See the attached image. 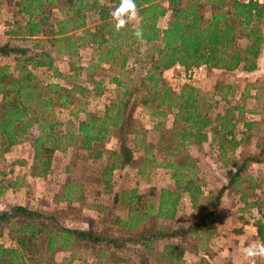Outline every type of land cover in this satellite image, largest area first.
<instances>
[{
    "label": "trees",
    "instance_id": "obj_1",
    "mask_svg": "<svg viewBox=\"0 0 264 264\" xmlns=\"http://www.w3.org/2000/svg\"><path fill=\"white\" fill-rule=\"evenodd\" d=\"M118 4L119 0H0V8L12 7L11 23L3 33L7 40L0 44V58L12 60L11 66L0 64V156L22 143L35 127L38 133L30 138V177H44L55 153L75 149L101 160L102 183L109 189L111 173L133 162L127 137L136 138L141 131L132 122L129 106L138 104L158 120L157 129L167 114L172 121L153 148L145 146L136 174L144 177L143 167L149 164L164 169L171 183L157 191L150 187L147 196L129 191L126 216L109 217L107 225L96 229L68 228L54 215L21 206L1 211L0 226L7 227L12 245L0 244V264H72L86 253L92 264H184V254L196 253L198 248L206 258L208 251L202 244L211 236L209 223L224 194L236 197L243 209L256 210L255 238L264 242V141L256 143V153L234 156L238 147L250 142L256 123L241 121L240 104H231L227 98L229 86L225 93L215 87L210 95L190 85L173 91L162 76L175 67L183 74L197 67L252 72L256 60L264 59L263 9L226 0H136L139 18L135 23L143 29L142 43L133 35V23L115 31L110 12ZM80 48L92 49L93 55L84 83L76 80L80 68L70 65L63 75L52 57H73ZM142 59L148 66L138 75L137 85L122 88L117 99L100 111L85 110V100L99 91L93 76L102 65L120 72L129 61L138 66ZM35 69L65 81H39ZM112 81L122 86L115 78ZM220 101L228 108L211 118L210 110ZM55 105L69 108L75 120L78 113L83 118L74 128L59 132L60 124L51 114ZM111 136L117 139L116 150L104 149ZM208 140L224 167V177L218 189L203 195L196 161L185 148L200 147ZM2 189L0 181V194ZM71 194V187L63 189L61 197L68 202ZM183 194L197 209L196 217L176 229L158 224L157 220L175 217ZM57 253L69 256L56 262ZM204 257L198 258V264H207Z\"/></svg>",
    "mask_w": 264,
    "mask_h": 264
},
{
    "label": "rangeland",
    "instance_id": "obj_2",
    "mask_svg": "<svg viewBox=\"0 0 264 264\" xmlns=\"http://www.w3.org/2000/svg\"><path fill=\"white\" fill-rule=\"evenodd\" d=\"M11 11V6L2 5L0 8V44L7 40L3 33L7 31V25L11 23ZM260 27L264 33V22ZM26 45L31 46L30 43ZM52 57L57 71L66 75L71 69L70 65H74L81 70L76 80H80L82 83L85 82L86 69L93 60L92 49L80 48L73 57L54 54H52ZM141 62L142 64L138 66H131V61H129V65L120 72L114 68L109 70L105 65H102L93 76L95 81L100 84L99 91L91 94L85 100V110L89 112L100 111L109 101L117 99L122 88L125 86L132 88L137 85L138 75L143 74L148 66L144 59ZM0 64L11 66V57L0 58ZM34 74L39 81H60L61 83L65 81L52 78L51 73L44 69H35ZM259 75L260 80L255 79L250 81V84L249 82L246 83L247 86L245 87L250 88L245 96L243 91L241 92L243 85L238 88L232 82L233 77H235L233 74L229 76L201 69L194 76H191L190 73L183 74L177 68L172 72L163 73L162 76L173 91H178L182 85H190L198 89L202 95L212 94L215 87L225 93L226 87L230 85L233 89L230 92L228 90L227 98H229L231 104H239V100L243 104H249L250 108L247 109H251L250 111L254 112L252 114L259 115V118L252 129L253 139L240 148L241 154L236 153L234 155L241 157L244 153H256L258 150L256 143L264 141V80L262 74ZM113 78L122 86L117 87L115 82L112 81ZM246 98L253 101L260 100V110L254 111L255 107L253 105L255 102ZM215 105H213L216 108L215 111L210 110V117L225 107L223 101ZM129 108H132V122L135 128L141 132L136 138L133 135L127 137L126 144L131 150L133 162L122 170H115L111 173L109 189L102 183L101 160H93L89 153L75 149H68L63 154L55 153L51 168L44 177H30L28 175V168L32 159L30 138L38 133L34 127L22 143L11 147L8 152L0 156V181L3 185L0 194V212L13 206H21L54 215L62 225L68 228L96 229L107 225L110 220L109 217L123 218L126 216L125 203L129 191L135 190L137 194L147 196L150 187L157 191L168 186L171 181L164 169L149 167V164H146L143 167L144 177L138 176L136 169L142 165L138 164L145 155V148H153L161 135L168 133L172 115L167 114L161 121L163 126L157 129L156 123L158 120L150 118L146 110L140 105L130 104ZM51 114L60 124V127H57L56 130L62 133L67 129L74 128L76 121L83 118V114L78 113L75 120V117L69 115V108L65 109L59 105L54 106ZM117 148L118 142L113 136L109 137L104 143V149L106 150H116ZM185 152L196 161L197 184L200 186L203 195L218 189L223 184L224 167L217 159L213 146L207 142L200 147L189 145L185 148ZM151 153L156 155V151L153 149H151ZM146 157L148 158L149 155L146 154ZM157 158L160 159L161 157ZM70 187L72 190L71 198L68 202H65L61 197L62 191ZM256 193L260 194V191ZM114 195L120 197L117 202L114 201ZM254 210V208L243 209L236 197L232 194H224L217 213L211 219L212 223H209V228L212 229L211 236L207 243L202 244L208 251L206 258L201 249L198 248L196 253L184 254V264H198V258L202 256L207 264H248V261L242 256V250L253 242H259L255 238L256 229L254 227V220L259 216ZM196 215L197 209L191 208L186 195L183 194L175 217L172 220H157V223L169 229H176L188 225ZM241 229L244 231L245 236L243 234L236 235ZM6 231V226H0V244L8 247L12 245V240L8 238ZM189 245H193V243H189ZM158 247L159 244H155L154 248L158 249ZM68 256L67 253H57L54 259L56 262H61ZM260 263L261 261L258 260L257 264ZM72 264H92V258L86 253L84 256L80 255V258Z\"/></svg>",
    "mask_w": 264,
    "mask_h": 264
},
{
    "label": "clouds",
    "instance_id": "obj_3",
    "mask_svg": "<svg viewBox=\"0 0 264 264\" xmlns=\"http://www.w3.org/2000/svg\"><path fill=\"white\" fill-rule=\"evenodd\" d=\"M110 16L114 21L115 31L119 32L129 23H133V35L142 43H145L143 41V29L140 24L135 23L139 18L136 0H119L118 6L110 12ZM144 50L141 49V51ZM242 256L248 261V264H257L258 260L264 262V242H253L247 245L242 250Z\"/></svg>",
    "mask_w": 264,
    "mask_h": 264
},
{
    "label": "crops",
    "instance_id": "obj_4",
    "mask_svg": "<svg viewBox=\"0 0 264 264\" xmlns=\"http://www.w3.org/2000/svg\"><path fill=\"white\" fill-rule=\"evenodd\" d=\"M164 20V22H162ZM161 22L162 23H160V26L163 28L164 26H165V23H166V17H164L162 20H161ZM4 28H5V26H4ZM255 65H256V68H255V70H253L252 72H245V71H242L240 68H237V69H235V70H233L232 72H224V71H220V70H213V72L214 73H221V74H223V75H229V76H232V74L235 76V77H233V83L234 84H236L237 85V87L239 88L240 87V85H243V87H241V92L243 91V95L245 96L246 95V92L248 91V89L250 88V87H245V86H247V82H249V84H250V81H252V80H255V79H258V80H260V73L262 74V79L264 80V59L262 58V57H259L257 60H256V62H255ZM175 69H177L176 67L174 68V69H171V70H167V71H165L164 73H166V72H172L173 70H175ZM246 81V82H245ZM248 84V85H249ZM229 87H230V89L232 90L233 88L229 85ZM253 92V91H252ZM249 93H250V91H249ZM241 94V93H240ZM239 94V95H240ZM252 94V93H251ZM244 96H242V98H244ZM245 99V98H244ZM246 99H248V98H246ZM249 100V99H248ZM249 101H252V102H255V104L254 103H252V104H254L253 105V107H255V110L254 111H257V110H260V108H261V101L260 100H255V101H253L252 99H250ZM239 104H240V107H241V112H240V114H241V121H250V122H256V121H258V118H259V115H256V114H252V113H254V112H251L249 109H247V108H250V106H249V104L248 103H246V104H243L242 103V101H240L239 100ZM215 107H216V105H215ZM214 106H213V110L215 111V108ZM228 108V105L227 104H225V107L221 110V111H219V112H215L213 115H211V118H213L215 115H217V114H220V115H222L224 112H225V110ZM211 109V110H212ZM236 114V113H235ZM241 125V124H240ZM239 124H238V126H239V128L241 127ZM236 139H239V136L236 134ZM253 138L251 137L250 138V141L252 140ZM207 143H209V140H208V142ZM210 144V143H209ZM211 145V144H210ZM212 146V145H211ZM241 147H238L237 149H236V151H235V154L237 153V154H241V149H240ZM234 154V155H235ZM237 158H238V156H236ZM244 235L245 236V233H244V231L241 229V231L238 233V234H236L237 236H240V235Z\"/></svg>",
    "mask_w": 264,
    "mask_h": 264
},
{
    "label": "built area",
    "instance_id": "obj_5",
    "mask_svg": "<svg viewBox=\"0 0 264 264\" xmlns=\"http://www.w3.org/2000/svg\"><path fill=\"white\" fill-rule=\"evenodd\" d=\"M226 1L237 2V3L243 4V5H247V4L255 5L257 7L262 8L263 14H264V0H226ZM176 68H178V67H176ZM201 69H202L201 67L193 68L189 71V73L191 76H194Z\"/></svg>",
    "mask_w": 264,
    "mask_h": 264
}]
</instances>
